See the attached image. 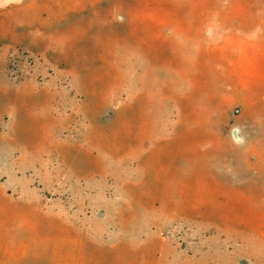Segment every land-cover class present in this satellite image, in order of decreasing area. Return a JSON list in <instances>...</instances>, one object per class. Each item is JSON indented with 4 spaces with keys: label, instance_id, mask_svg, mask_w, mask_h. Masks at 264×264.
Segmentation results:
<instances>
[{
    "label": "rangeland",
    "instance_id": "374dc122",
    "mask_svg": "<svg viewBox=\"0 0 264 264\" xmlns=\"http://www.w3.org/2000/svg\"><path fill=\"white\" fill-rule=\"evenodd\" d=\"M0 204L78 264H264V0H0Z\"/></svg>",
    "mask_w": 264,
    "mask_h": 264
},
{
    "label": "crops",
    "instance_id": "0c3cea01",
    "mask_svg": "<svg viewBox=\"0 0 264 264\" xmlns=\"http://www.w3.org/2000/svg\"><path fill=\"white\" fill-rule=\"evenodd\" d=\"M25 223V205L0 204V264H78L83 260L54 248L47 252L45 232L25 231Z\"/></svg>",
    "mask_w": 264,
    "mask_h": 264
},
{
    "label": "clouds",
    "instance_id": "9594fccd",
    "mask_svg": "<svg viewBox=\"0 0 264 264\" xmlns=\"http://www.w3.org/2000/svg\"><path fill=\"white\" fill-rule=\"evenodd\" d=\"M122 20V18H121ZM229 136L231 137L232 141L236 145H243L245 142V137L241 135V128L238 125H234L230 130H229Z\"/></svg>",
    "mask_w": 264,
    "mask_h": 264
}]
</instances>
